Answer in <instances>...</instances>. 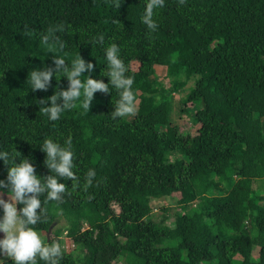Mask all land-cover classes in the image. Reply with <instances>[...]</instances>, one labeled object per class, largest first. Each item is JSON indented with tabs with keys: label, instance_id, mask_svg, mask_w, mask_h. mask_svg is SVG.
Wrapping results in <instances>:
<instances>
[{
	"label": "trees",
	"instance_id": "16d2710c",
	"mask_svg": "<svg viewBox=\"0 0 264 264\" xmlns=\"http://www.w3.org/2000/svg\"><path fill=\"white\" fill-rule=\"evenodd\" d=\"M119 2L0 0V149L17 150V162L28 157L48 175L40 142L71 136L79 184L89 168L97 172L87 191L66 181L63 199L44 204L47 219L34 227L44 243L61 244L60 264H264V0H166L155 31L141 22L145 0ZM59 23L62 50L40 38ZM113 42L134 76V115L111 118V86L88 111L78 104L57 121L39 113L37 101L68 80L54 76L47 91H32L31 69L80 54L107 83L103 49ZM156 66L167 68L170 86ZM182 92L179 105L197 134L173 121ZM7 167L0 160V179ZM162 199L178 208L163 207L157 222L152 209ZM64 231L71 250L63 249Z\"/></svg>",
	"mask_w": 264,
	"mask_h": 264
},
{
	"label": "clouds",
	"instance_id": "9594fccd",
	"mask_svg": "<svg viewBox=\"0 0 264 264\" xmlns=\"http://www.w3.org/2000/svg\"><path fill=\"white\" fill-rule=\"evenodd\" d=\"M183 2L184 0H180V3ZM165 3L166 0H145L141 22L149 30L157 29L154 14L164 7ZM120 5L119 0H115V6L120 8ZM25 29L24 35H28L30 29L28 26H25ZM64 30V23L49 25L40 38L45 46L52 48L58 43L62 50L65 43L59 40L57 33ZM95 42L102 45L103 35L97 36ZM103 52L106 67L102 69L101 75L109 77L107 83L90 75L95 71V65L91 60L86 61L80 54L70 63L64 56L54 55L51 65L31 69L26 83L32 91H47L52 86L54 76L56 80L62 76L68 80L67 88H58L53 95L37 101L40 106L39 113L44 114L49 121H57L64 111L76 108L78 104L88 111L96 92L99 90L109 93L111 86L118 93V99L113 103L111 118L115 120L134 115L137 111L132 89L134 76L127 74L128 68L120 56V46L114 42L110 43ZM86 71L89 75H85ZM39 147L46 153L44 163L50 170L48 175H38L35 164L28 157L17 162V157L21 155L17 150L11 152L0 149V160L8 166L6 178L0 179V233H3L0 237V264H6L5 258L10 259L11 264H38V261H43L44 264H60L63 255L61 244L58 241L44 243L34 226L47 219L44 204L63 199L67 192L66 181H72L73 190L83 187L84 191H87L97 176L96 169L89 168L85 173L83 185L79 184L74 170L76 165L71 136H68L63 144L50 136L45 137ZM5 190L10 199L4 198Z\"/></svg>",
	"mask_w": 264,
	"mask_h": 264
},
{
	"label": "rangeland",
	"instance_id": "374dc122",
	"mask_svg": "<svg viewBox=\"0 0 264 264\" xmlns=\"http://www.w3.org/2000/svg\"><path fill=\"white\" fill-rule=\"evenodd\" d=\"M132 67H133V69L137 70L139 67V64L137 62H133ZM156 73H157L158 78H160V80L166 86H170V82H169V79L167 77V68L165 66H156ZM184 96H185L184 92H182L180 94L176 93L174 95L175 104H174V111L172 113L173 121H174V123H178V125H180L179 131L181 133L190 132L191 134H197V125H195L193 122V114L183 112L181 110L182 105H179L180 98H183ZM137 102L138 101H136V108H137ZM3 196L5 199H10V197L7 196L6 190L4 191ZM163 207L168 208L170 210V212L173 211V208H178L174 199H162L158 202H155L153 205L151 216L157 222L161 221L163 218V215L165 213ZM114 208L117 212L119 211V208L117 206H114ZM171 220L172 219L167 220L166 223L170 224ZM63 223H65V222H63ZM63 223H61V225ZM58 227H60V223H59V225H57V228ZM39 234L41 235L42 238H44L46 236L45 232H39ZM51 235L53 236V231H52V233H48V236H51ZM2 236H3V233H0V237H2ZM60 238H62V240L64 241V247H63L64 250H71L73 248V245L70 242L69 238L67 237L65 231L61 234ZM115 264H124V260L118 261Z\"/></svg>",
	"mask_w": 264,
	"mask_h": 264
}]
</instances>
